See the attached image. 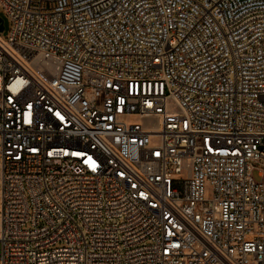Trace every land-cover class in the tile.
<instances>
[{
	"label": "built area",
	"instance_id": "built-area-1",
	"mask_svg": "<svg viewBox=\"0 0 264 264\" xmlns=\"http://www.w3.org/2000/svg\"><path fill=\"white\" fill-rule=\"evenodd\" d=\"M0 7V264H264V0Z\"/></svg>",
	"mask_w": 264,
	"mask_h": 264
},
{
	"label": "rangeland",
	"instance_id": "rangeland-1",
	"mask_svg": "<svg viewBox=\"0 0 264 264\" xmlns=\"http://www.w3.org/2000/svg\"><path fill=\"white\" fill-rule=\"evenodd\" d=\"M0 18L2 19L4 25V32L2 36L4 39H8L11 32V22L7 14L4 12V10L1 7H0Z\"/></svg>",
	"mask_w": 264,
	"mask_h": 264
},
{
	"label": "water",
	"instance_id": "water-1",
	"mask_svg": "<svg viewBox=\"0 0 264 264\" xmlns=\"http://www.w3.org/2000/svg\"><path fill=\"white\" fill-rule=\"evenodd\" d=\"M0 31L3 32L4 31V25H3V21L0 18Z\"/></svg>",
	"mask_w": 264,
	"mask_h": 264
}]
</instances>
